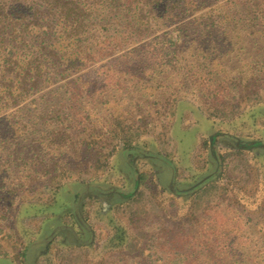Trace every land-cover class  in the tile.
Masks as SVG:
<instances>
[{
    "label": "rangeland",
    "instance_id": "rangeland-1",
    "mask_svg": "<svg viewBox=\"0 0 264 264\" xmlns=\"http://www.w3.org/2000/svg\"><path fill=\"white\" fill-rule=\"evenodd\" d=\"M187 20L92 21L0 113V264H264V22Z\"/></svg>",
    "mask_w": 264,
    "mask_h": 264
},
{
    "label": "trees",
    "instance_id": "trees-1",
    "mask_svg": "<svg viewBox=\"0 0 264 264\" xmlns=\"http://www.w3.org/2000/svg\"><path fill=\"white\" fill-rule=\"evenodd\" d=\"M237 4L255 9L243 15L242 9L235 8ZM122 16L129 24L120 30L126 38L130 32L146 31L151 21L189 19L181 29L182 43V38L195 34L190 30L200 37L229 35L241 23L264 22V0H0V113L36 94L45 77L44 67L62 65L64 75L76 65H85L89 54L83 35L91 22L111 25ZM252 34L264 36V30L258 28ZM132 164L133 160L128 164L131 169Z\"/></svg>",
    "mask_w": 264,
    "mask_h": 264
},
{
    "label": "crops",
    "instance_id": "crops-1",
    "mask_svg": "<svg viewBox=\"0 0 264 264\" xmlns=\"http://www.w3.org/2000/svg\"><path fill=\"white\" fill-rule=\"evenodd\" d=\"M44 230V229H43ZM40 234H42V231H41V233ZM42 236V235H41Z\"/></svg>",
    "mask_w": 264,
    "mask_h": 264
}]
</instances>
